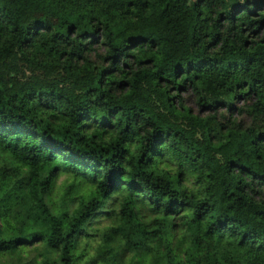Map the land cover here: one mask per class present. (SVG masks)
<instances>
[{"label":"trees","instance_id":"trees-1","mask_svg":"<svg viewBox=\"0 0 264 264\" xmlns=\"http://www.w3.org/2000/svg\"><path fill=\"white\" fill-rule=\"evenodd\" d=\"M101 212L137 264H264V0H0V264Z\"/></svg>","mask_w":264,"mask_h":264},{"label":"rangeland","instance_id":"rangeland-1","mask_svg":"<svg viewBox=\"0 0 264 264\" xmlns=\"http://www.w3.org/2000/svg\"><path fill=\"white\" fill-rule=\"evenodd\" d=\"M189 106H191L195 111H197L194 103L190 101ZM92 189V186L85 181H79L74 179L71 175L62 173L60 174L54 184L53 190L48 196L49 204L53 208L62 207L65 203L68 207L73 206L74 203L70 202L71 197L85 196L88 197ZM111 225V220L104 213H97L89 222L88 232L89 236H81L78 251L82 254L81 260L78 264H84L89 261V264H104L106 259H109L113 252L118 253V259L121 264H137L136 259H132V252L109 249L106 247L101 248V244L104 241V233L107 228ZM29 258L36 256L37 251L27 250ZM38 260L42 257L38 256ZM57 264V263H53Z\"/></svg>","mask_w":264,"mask_h":264}]
</instances>
